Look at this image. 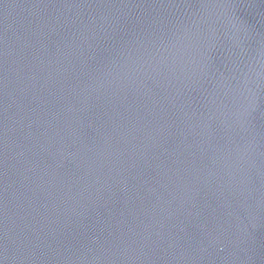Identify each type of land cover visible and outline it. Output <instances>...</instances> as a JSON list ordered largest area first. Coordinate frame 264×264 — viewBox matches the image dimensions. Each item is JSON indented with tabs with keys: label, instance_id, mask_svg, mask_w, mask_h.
I'll use <instances>...</instances> for the list:
<instances>
[{
	"label": "water",
	"instance_id": "1",
	"mask_svg": "<svg viewBox=\"0 0 264 264\" xmlns=\"http://www.w3.org/2000/svg\"><path fill=\"white\" fill-rule=\"evenodd\" d=\"M0 264H264V0H0Z\"/></svg>",
	"mask_w": 264,
	"mask_h": 264
}]
</instances>
